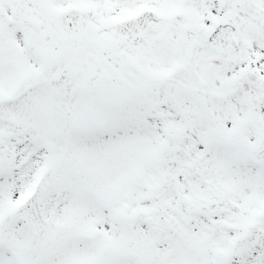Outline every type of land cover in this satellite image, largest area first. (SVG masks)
Masks as SVG:
<instances>
[{
  "label": "snow or ice",
  "instance_id": "obj_1",
  "mask_svg": "<svg viewBox=\"0 0 264 264\" xmlns=\"http://www.w3.org/2000/svg\"><path fill=\"white\" fill-rule=\"evenodd\" d=\"M0 264H264V0H0Z\"/></svg>",
  "mask_w": 264,
  "mask_h": 264
}]
</instances>
